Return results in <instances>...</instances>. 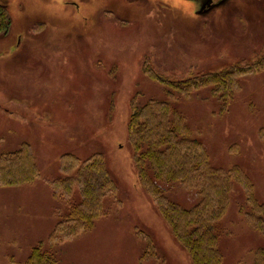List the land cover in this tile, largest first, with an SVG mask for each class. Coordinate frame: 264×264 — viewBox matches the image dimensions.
<instances>
[{"label": "rangeland", "instance_id": "1", "mask_svg": "<svg viewBox=\"0 0 264 264\" xmlns=\"http://www.w3.org/2000/svg\"><path fill=\"white\" fill-rule=\"evenodd\" d=\"M211 1L0 0L12 23L0 33V158L29 145L40 170L30 184L0 185V264H26L41 242L58 264H192L142 189L128 142L131 101L169 99L167 88L144 74L148 62L181 83L252 66L234 76V87L225 85L233 96L224 113L212 87L173 102L212 163L241 166L264 201V0ZM97 153L116 195L105 199L90 229L49 244L70 210L51 186L64 176L61 156ZM170 189L185 206L198 201L196 190ZM244 207L236 185L217 227L225 264H253L264 248ZM140 232L155 247L145 259Z\"/></svg>", "mask_w": 264, "mask_h": 264}, {"label": "trees", "instance_id": "2", "mask_svg": "<svg viewBox=\"0 0 264 264\" xmlns=\"http://www.w3.org/2000/svg\"><path fill=\"white\" fill-rule=\"evenodd\" d=\"M11 24L7 10L0 7V33H7ZM143 70L148 78L167 88L169 99H150L141 103L134 98L131 101L127 133L140 185L174 238L188 253L192 264H225L217 227L230 209L236 185L245 196L243 216L263 235L264 201L257 198L255 184L241 166L221 168L212 163L204 143L195 137L186 116L173 101L178 96H189L193 91L212 87L213 97L220 100L224 113L233 96L226 86L234 87V76L253 68L248 63L231 66L182 83L157 73L149 62ZM33 155L29 145L3 155L0 158V185L30 184L39 178L40 170ZM60 170L64 176L53 180L51 186L55 197L66 201L70 210L64 217L58 216L60 220L48 238L51 245L90 229L103 212L105 199L117 193L116 182L101 153L85 160L73 154L62 155ZM169 186L196 190L197 203L185 206L178 202L170 194ZM139 235L147 245L145 259L150 252L154 253L155 247L148 234L140 232ZM26 264H58V259L41 242L33 248ZM253 264H264V248L254 252Z\"/></svg>", "mask_w": 264, "mask_h": 264}, {"label": "flooded vegetation", "instance_id": "3", "mask_svg": "<svg viewBox=\"0 0 264 264\" xmlns=\"http://www.w3.org/2000/svg\"><path fill=\"white\" fill-rule=\"evenodd\" d=\"M207 3H209V4H211L212 3V1L210 0H208V2ZM0 7L3 9V10H7L6 8H7V6H5V5H2V4H0ZM11 26H12V24H11ZM3 34H6L5 32H2Z\"/></svg>", "mask_w": 264, "mask_h": 264}]
</instances>
